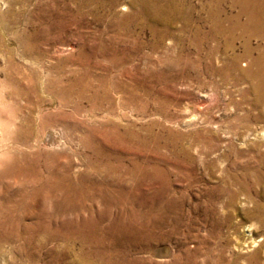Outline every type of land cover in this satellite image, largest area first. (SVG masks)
<instances>
[{
  "label": "rangeland",
  "instance_id": "rangeland-1",
  "mask_svg": "<svg viewBox=\"0 0 264 264\" xmlns=\"http://www.w3.org/2000/svg\"><path fill=\"white\" fill-rule=\"evenodd\" d=\"M243 1L158 0L187 16L165 25L132 0H0V143H19L26 118L40 123V136L56 130L59 143L30 141V149L0 154L2 170L12 160L24 170L18 186L28 163L38 190L8 219L1 215L0 264H264V136L252 134L264 130V85L252 75L264 69V35L227 32L235 20L247 24V11L264 26V0ZM46 166L65 176L53 178L59 186L48 197L35 185ZM140 168L139 234L117 225L118 236L105 234L119 215L106 203L62 206L65 195L74 205L84 202L77 192L98 178H82L85 172L104 169L116 183L135 179ZM1 181L11 187V178ZM13 189L6 196L19 199L23 190ZM55 196H64L56 202L62 212ZM76 213L98 221L103 250L119 249L121 257H107L101 247L94 255L86 245L81 256L77 242L69 249L61 237Z\"/></svg>",
  "mask_w": 264,
  "mask_h": 264
},
{
  "label": "bare ground",
  "instance_id": "bare-ground-1",
  "mask_svg": "<svg viewBox=\"0 0 264 264\" xmlns=\"http://www.w3.org/2000/svg\"><path fill=\"white\" fill-rule=\"evenodd\" d=\"M161 1V0H160ZM235 1V0H234ZM116 2V0H108V4L113 5ZM241 4L244 3L243 0H240ZM248 2V1H247ZM118 3V2H117ZM132 3H135L136 5H138V7L140 8V10L144 11L146 14H148L149 16L151 15L152 17H154L157 21H159V23L161 22L162 24H169L171 21H173L174 19L180 18L182 21L183 19L186 20L185 17V13L181 12L179 9H176V5L172 6L169 5L168 9L163 8V4H158V0H132ZM169 3V2H168ZM254 3V2H253ZM174 4V3H173ZM109 5V6H110ZM253 6V5H252ZM113 7V6H112ZM167 7V6H166ZM178 7V6H177ZM239 7V6H238ZM111 8V7H110ZM138 8V9H139ZM241 8V7H240ZM253 8V7H252ZM188 9H190L188 7ZM242 9V8H241ZM186 10V8H185ZM248 10V9H247ZM211 11V10H210ZM213 11V10H212ZM216 11V10H215ZM218 12V11H217ZM241 12H246V10H241L240 13L237 14V16H239L241 14ZM192 13V12H191ZM215 14V13H214ZM243 14V13H242ZM188 15L190 16V13H188ZM213 15V14H212ZM125 16V15H124ZM150 16V17H151ZM224 16V15H223ZM234 16V15H233ZM236 16V14H235ZM192 17V16H191ZM215 17V16H214ZM60 18V17H59ZM62 18V17H61ZM129 18V17H128ZM144 18V17H143ZM153 18V19H154ZM190 18V17H189ZM238 18V17H237ZM246 18V17H245ZM64 19V18H63ZM132 19V18H131ZM152 19V20H153ZM227 19V17H226ZM233 19V18H232ZM235 19V18H234ZM61 20V19H60ZM124 20V19H123ZM151 20V21H152ZM180 20V21H181ZM189 20V19H188ZM191 20V19H190ZM154 21V20H153ZM179 21V20H178ZM216 21V20H215ZM218 21V20H217ZM230 21V19H229ZM228 21V22H229ZM61 22V21H60ZM64 22V21H63ZM70 22V21H69ZM185 22V21H184ZM188 22V21H187ZM190 22V21H189ZM247 24H243L241 25L240 21L235 20V22L229 24V27L227 28V32L228 34H230L231 32H234L235 29H240V33L241 35H244V33H246L245 31L253 29V33H261L264 35V26H263V21H260V18L256 17V13L254 14V12L251 11H247ZM173 23V22H171ZM182 23V22H181ZM213 23V22H212ZM221 23V22H220ZM56 24V23H55ZM219 24V23H218ZM165 27V26H164ZM181 27V26H180ZM221 27V26H220ZM46 29V28H45ZM47 30V29H46ZM166 30V29H165ZM188 30V29H187ZM225 30V28H224ZM222 31V30H221ZM239 31V30H238ZM251 31V30H250ZM164 32V31H163ZM192 32V31H191ZM204 32V31H203ZM209 32V31H208ZM223 32V31H222ZM211 33V32H210ZM214 33V32H213ZM164 34V33H163ZM232 34V33H231ZM238 34V33H237ZM236 34V35H237ZM249 34V33H248ZM251 34V33H250ZM205 35V34H202ZM197 36V35H196ZM214 36V35H213ZM235 36V34H234ZM193 37V36H192ZM201 37V36H200ZM206 37V36H205ZM212 37V35H211ZM226 37V36H225ZM230 37V36H229ZM236 37V36H235ZM245 38V36H243ZM190 38V37H189ZM203 38V37H202ZM249 38V37H248ZM208 39V38H207ZM53 40V39H52ZM198 40V39H197ZM212 40V39H211ZM227 40V39H226ZM235 40V39H233ZM205 41V40H204ZM244 41V40H242ZM248 41V40H247ZM192 42V41H191ZM194 42V41H193ZM228 42V41H227ZM232 43V42H231ZM242 43V42H241ZM240 43V44H241ZM244 43V42H243ZM68 44V43H67ZM226 44V43H225ZM227 45V44H226ZM225 45V46H226ZM230 45V43H229ZM234 45V44H233ZM246 48H248V43H245ZM263 46V45H262ZM231 47V46H230ZM233 47V46H232ZM32 48V47H31ZM30 48V49H31ZM29 49V48H28ZM217 51V50H216ZM249 53V52H248ZM234 56V55H233ZM235 57V56H234ZM232 59V58H231ZM248 59V58H247ZM264 59V58H263ZM116 59H114L115 61ZM120 60V59H119ZM237 60V58H236ZM253 60V59H252ZM117 61V60H116ZM261 60H259V58L255 59V62H259ZM252 62V61H251ZM254 62V61H253ZM228 63V62H227ZM254 64V63H253ZM259 64V63H258ZM257 64V65H258ZM230 65L231 66H235L233 61H230ZM256 65V64H255ZM258 67V66H257ZM261 68V67H260ZM232 69V68H231ZM241 71V70H240ZM254 71V70H253ZM244 75L246 74H250V71H245L243 72ZM252 75H254V77H256L258 80L261 81V85H264V69H257L252 73ZM53 80V79H52ZM57 80V79H56ZM38 83V82H37ZM260 83V82H259ZM80 95V93H79ZM92 97L95 99L96 98V93L92 94ZM93 99V100H94ZM101 99V98H99ZM95 101V100H94ZM73 103V102H72ZM131 104V103H130ZM96 105V104H95ZM98 105V104H97ZM74 107V109L77 111L78 107L80 106L78 103H75L74 105H72ZM94 106V105H93ZM118 106V105H117ZM29 107V106H28ZM93 108V107H92ZM101 108V107H100ZM29 109V108H27ZM94 109V108H93ZM140 109V108H139ZM100 110V109H99ZM98 110V111H99ZM35 111V110H34ZM94 111V110H92ZM102 111V110H100ZM105 112V111H104ZM96 113V112H95ZM102 113V112H101ZM39 114V112H38ZM106 114V113H105ZM108 114V113H107ZM28 116V115H27ZM26 116V117H27ZM102 116V115H101ZM38 117V115H37ZM53 118V116H51ZM34 118V117H33ZM262 118V117H261ZM54 119V118H53ZM40 123L36 120L34 123L30 124V119L26 118L24 119V127L20 130L21 131V140L19 141V143H17V141H6L7 143H4V145L2 143H0V154L1 152H6L8 151H14L15 149H18V146H22L25 149H30V147H32V144L30 145V143L32 142L33 144H37L38 145H45V146H51V145H56V143L58 142L56 136H57V131L54 129H47L44 130L43 134L40 136V132H39V127H40ZM1 130V129H0ZM2 131V130H1ZM250 131V130H249ZM252 131V130H251ZM81 134V133H80ZM97 134V133H96ZM112 134V133H111ZM125 134V133H123ZM254 136L256 135H261L264 136V130H261L260 132H256V133H252ZM5 135V134H4ZM121 135V134H120ZM40 136V137H39ZM4 137V136H3ZM108 137V136H107ZM123 137V136H122ZM120 138V136H119ZM82 139V138H81ZM126 139V138H125ZM5 141V140H4ZM31 141V142H30ZM59 144V143H57ZM41 147V146H40ZM116 148V147H115ZM24 151V150H23ZM32 153V152H31ZM74 153V152H73ZM5 154V153H3ZM7 154V152H6ZM19 154V153H18ZM11 155V154H10ZM17 155V154H16ZM186 155V154H185ZM264 155V154H263ZM6 156V155H5ZM27 157V156H26ZM1 159V158H0ZM258 159V158H257ZM29 160V159H28ZM264 160V159H263ZM5 161V160H4ZM79 161V160H78ZM262 161V160H261ZM27 162V161H26ZM30 162V161H29ZM35 162V161H34ZM260 162V160H259ZM264 163V162H263ZM117 164V163H116ZM19 164H17L14 160L11 161V164L9 165L8 169H3L0 168V196L3 195V201L0 202V228H1V221L5 219H8V217L11 215L14 207H18L19 205V201L23 200L25 197H29V194H31V196L35 193H37V189L33 188V184L34 181L32 180V174L30 173L31 170L30 168L28 169V163H24V165L27 167L26 171L28 174L27 175V179H21L22 182L21 184L18 186V181L19 178L22 176L24 177V170L22 172L21 167L18 166ZM30 165V164H29ZM54 165V163H53ZM81 165V164H80ZM264 166V164H263ZM70 167V166H69ZM82 168V167H81ZM111 168V167H110ZM108 168V170L110 169ZM71 169V168H70ZM97 169V168H96ZM107 169V168H106ZM259 169V168H258ZM33 170V169H32ZM44 173H42V171H40V173L36 174L38 176V179H35V185H39L40 187H43L47 197L50 193V189H52L51 187H56L59 186L58 184L54 183L53 184V178L55 180L56 177L59 176H54L50 170H48V166L45 167ZM59 170V169H58ZM95 170V169H94ZM99 170V169H98ZM67 171V170H66ZM104 171V169H101L100 171H89V172H85L82 176V178H85L86 175H95L97 176V182L96 179H92V180H86L85 181V185L83 186L84 188L80 189L77 193H78V198L80 200H84L83 203L81 204H77L75 203V205L73 204L72 200L67 198V195H65V197L63 198L62 196V203L64 206V208L69 209V210H73L74 206L79 208L78 206L82 205L85 203L86 200L90 202L93 201H97L100 203H103L107 205L108 209L110 211H114L116 210L117 212H119L118 215V221L113 224V222H110V226L107 225V228L100 227L98 224V221L93 222V224H91L92 222H89L88 220H81V217L78 218V214L76 213L77 218H75L72 221L67 222V225L65 227V233H64V237L61 240L65 243V245L70 246L72 249V247L75 246V243L77 242L79 244V250L81 251V256H84L86 254H88L87 251H84V247L85 245L90 247L91 250H89V253L92 254H96L101 252L102 254L106 255L107 257L109 255H114L116 258H120L121 257V251L119 249L114 248V252L110 249L109 251H105L103 250V248L105 249L106 246L108 245L104 238L101 236V231L103 229V231H105V234H110L112 232H114L116 235L118 236V233H116L115 229L111 228L114 227V225H117V228H121V230H123L124 233H130L131 237L133 235L139 234L141 233V231H139L141 229V225L139 224L138 221H140L142 218L145 217V212L143 210V194H142V179L145 175V173L142 171V169H138V173L135 175V179L131 180L130 178H116L117 181H115L116 183H113V177L112 175L109 173L110 176H107L108 173H104L102 172ZM36 172V171H35ZM93 172V173H92ZM113 172V171H112ZM261 172V171H260ZM25 173V172H24ZM90 173V174H89ZM31 174V175H30ZM264 174V173H263ZM262 174V175H263ZM58 175V174H57ZM82 175V174H81ZM244 175V174H243ZM8 177L11 178L12 183H11V187H9L7 185V182H3L2 177ZM30 176V178H29ZM68 176V175H67ZM247 176V175H246ZM256 176V174H255ZM21 177V178H22ZM36 177V176H35ZM63 177H65L64 175L60 176L58 179L63 181ZM248 177V176H247ZM246 177V178H247ZM264 177V176H263ZM88 178V177H87ZM133 178V177H132ZM236 178V177H235ZM67 179V178H66ZM238 179V178H237ZM263 179V178H262ZM4 180V179H3ZM241 180V179H240ZM257 180V179H256ZM61 181V182H62ZM72 181V180H71ZM108 181H112V182H108ZM133 181H135V183H132ZM243 181V180H242ZM57 182V181H56ZM60 182V183H61ZM237 182V181H236ZM59 183V182H58ZM68 183V182H67ZM70 183V181H69ZM64 184V183H63ZM17 185V187H19L21 190V193L19 194V199L14 198H9V196H6V193L9 191V189H13L15 186ZM62 185V184H61ZM65 185V184H64ZM68 185V184H67ZM66 185V186H67ZM149 185V184H147ZM239 185L241 186V184L239 183ZM13 186V187H12ZM76 186V184H74V187ZM245 186V184H244ZM3 187V189H2ZM24 187H28L31 191V193H29L28 190H24ZM72 187V186H71ZM150 187V186H149ZM246 187V186H245ZM248 187V186H247ZM62 188V187H61ZM73 188V187H72ZM18 189V188H17ZM60 189V188H58ZM63 189V188H62ZM75 189V188H74ZM78 189V188H77ZM149 189V188H147ZM153 189V188H152ZM4 190V192H3ZM14 190V189H13ZM73 190V189H72ZM243 190V189H242ZM64 191V190H63ZM62 191V192H63ZM71 191V190H70ZM156 191V190H155ZM245 191V190H244ZM56 192V191H55ZM61 192V191H60ZM65 192V191H64ZM57 193V192H56ZM66 193V192H65ZM69 193V192H68ZM151 193V192H150ZM247 192H245L246 194ZM73 194V193H72ZM157 194V193H155ZM54 195V194H52ZM58 195V194H57ZM62 195V194H60ZM152 195V194H151ZM74 196V195H73ZM149 196V195H148ZM17 197V196H16ZM61 197H54L53 200H56L55 203H52L53 206L56 208L55 211H57L58 209H60L59 211L62 212V209L60 207V203H56L58 201V199H60L61 201ZM152 197V196H151ZM154 197V196H153ZM248 197V196H247ZM18 198V197H17ZM150 198V197H149ZM246 198V196H245ZM75 199V198H74ZM73 199V200H74ZM153 199V198H151ZM150 199V200H151ZM251 199V198H250ZM29 200V199H28ZM33 200V199H32ZM245 201V200H244ZM250 201V200H249ZM54 202V201H53ZM257 203V202H256ZM254 203V204H256ZM96 204V203H95ZM174 204V203H173ZM176 204V203H175ZM253 204V203H252ZM259 204V203H258ZM86 205V204H85ZM93 205V204H92ZM149 207V206H148ZM151 207V206H150ZM171 207V206H170ZM255 207V205H254ZM257 207V206H256ZM261 207V206H260ZM81 208V207H80ZM172 208V207H171ZM17 209V208H16ZM162 209V208H161ZM83 210V209H82ZM90 210H92V208H90ZM146 210V209H145ZM165 210V209H164ZM20 211V210H19ZM248 211V210H246ZM73 212V211H72ZM84 212V211H83ZM147 212V211H146ZM166 212H168L166 210ZM165 212V213H166ZM254 212V211H253ZM4 213V214H3ZM114 213V212H113ZM150 213V212H149ZM152 213V212H151ZM164 213V212H162ZM161 214V213H159ZM249 214V213H248ZM1 215H3L4 218H2L1 220ZM56 215V214H55ZM80 215V214H79ZM252 215V214H251ZM259 215V214H258ZM257 215V216H258ZM92 216V215H91ZM104 216V215H103ZM256 216V217H257ZM20 217V216H19ZM18 217V218H19ZM85 217V216H84ZM252 216H250L251 218ZM255 217V218H256ZM17 218V216H16ZM98 218V217H97ZM101 218V217H100ZM247 218V217H245ZM264 218V217H263ZM83 219V218H82ZM168 219V218H167ZM22 220V219H21ZM93 218L90 219V221H92ZM138 220V221H137ZM150 220V219H149ZM259 220V219H258ZM264 220V219H263ZM15 221V220H14ZM155 221V220H153ZM262 221V219L260 220ZM259 221V222H260ZM151 222V221H150ZM149 222V223H150ZM157 222V221H156ZM154 222V223H156ZM8 223V222H7ZM13 223V222H12ZM143 223V222H142ZM148 223V224H149ZM261 223V222H260ZM11 224V223H10ZM86 224L88 226H86ZM108 224V223H107ZM34 225V224H33ZM55 225V224H54ZM19 226V225H18ZM60 226V225H58ZM57 227V225H56ZM253 228L255 229L254 225ZM20 229V228H19ZM16 230V229H15ZM57 230V229H56ZM149 230V229H148ZM20 231V230H19ZM59 231V230H58ZM98 231H100L98 233ZM144 231V230H143ZM147 232V231H146ZM11 233V232H10ZM23 233V232H22ZM21 233V234H22ZM247 233V232H246ZM17 234V233H16ZM249 234V233H248ZM9 235V234H8ZM15 235V234H14ZM113 236V235H112ZM242 236V235H241ZM1 237V236H0ZM14 237V236H13ZM25 237V235H24ZM27 237V236H26ZM249 237V236H248ZM5 238V237H4ZM146 238V237H145ZM6 239V238H5ZM248 239V238H247ZM252 239V238H251ZM28 240V239H27ZM59 240V241H61ZM112 240V239H111ZM241 240V239H240ZM244 240V238H243ZM249 240V239H248ZM254 240V239H253ZM4 241V240H3ZM143 241V240H142ZM36 242V241H35ZM113 242V241H112ZM117 243H119L118 241H116ZM251 242H255L252 241ZM59 243V242H58ZM63 244V243H62ZM58 245V244H57ZM66 246V247H67ZM104 246V247H103ZM65 247V246H64ZM96 247H101L102 250H100L99 252L97 251ZM133 247V246H132ZM43 248V247H42ZM68 248V247H67ZM61 249V248H60ZM78 249V248H77ZM79 252V251H78ZM109 252V253H108ZM116 252V253H115ZM68 253V252H67ZM1 254V251H0ZM254 255V254H252ZM2 257V256H1ZM0 257V258H1ZM249 257V256H248ZM254 257V256H253ZM101 258V257H100ZM250 259V258H249ZM8 260V259H7ZM6 261V260H5ZM108 262H112L110 260V258H108ZM118 262V261H117ZM251 262V261H250ZM259 263V262H258ZM263 263V262H262ZM3 264V263H2ZM11 264V263H10ZM252 264V263H251ZM256 264V263H255Z\"/></svg>",
  "mask_w": 264,
  "mask_h": 264
}]
</instances>
